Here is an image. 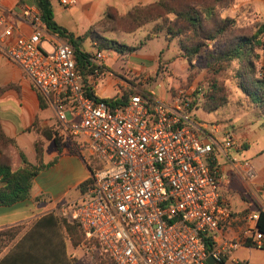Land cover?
I'll list each match as a JSON object with an SVG mask.
<instances>
[{
  "label": "built area",
  "instance_id": "obj_1",
  "mask_svg": "<svg viewBox=\"0 0 264 264\" xmlns=\"http://www.w3.org/2000/svg\"><path fill=\"white\" fill-rule=\"evenodd\" d=\"M60 2L75 6L79 0ZM8 13L0 2V51L49 99L58 136L75 146L90 171L88 190L59 209L79 226L91 260L208 264L210 256L218 263L226 258V246L208 252L207 243L216 242L231 218L219 190L216 152L233 148L232 132L220 139L218 123L198 121L194 95L185 90L170 101L138 93L125 105L89 96L92 83L106 71V52L90 57L92 71L86 77L73 45L47 30L38 9L22 11V20L33 29L29 36L14 37ZM259 215L251 220L255 246L264 249Z\"/></svg>",
  "mask_w": 264,
  "mask_h": 264
},
{
  "label": "crops",
  "instance_id": "obj_2",
  "mask_svg": "<svg viewBox=\"0 0 264 264\" xmlns=\"http://www.w3.org/2000/svg\"><path fill=\"white\" fill-rule=\"evenodd\" d=\"M51 1L57 23L76 37L83 36L93 25L101 21L108 8H115L120 14L125 15L140 2L144 3L142 0H79L75 6H65L61 0ZM56 1H59L58 6ZM0 2L9 10L8 20L15 29L14 37L31 35L33 29L22 20V11L26 7L38 9L34 1L0 0ZM250 2L258 20L264 22V0ZM87 41L91 42L97 52L94 43L90 39L84 43ZM105 52H110L115 60L121 56L113 50ZM124 56V65H128L138 74L144 70L146 61L149 60V55H141L139 49L138 52ZM104 62L106 71L101 78L92 83L93 90L102 99L121 98L125 92L132 89L129 86L133 84L125 80L124 76L107 79L106 59ZM261 64L264 66V52ZM85 75L89 77L90 73ZM112 92L114 95H111ZM130 96L131 94L129 98ZM205 114H208L206 117L210 116V113ZM195 117L200 122L218 123L221 130L217 136L220 139L226 132H232L235 139L233 148L216 152L220 165L219 190L231 209V218L223 223L215 246L227 247L228 264H264V257L255 258L256 253L264 249L255 246L256 231L253 229L255 223L251 220L252 215L264 211V114L244 113L242 116H235L232 113L222 117L220 113L218 117L221 119L209 117L210 120H206L201 118L195 109ZM0 121L6 135L16 142L17 147H12L15 169L22 166L20 151L31 164H39L36 148L38 142L43 148V162L45 165L49 164L34 179L30 199L11 206H0V231L19 225L25 226L0 254L1 260L35 222L48 214L50 209L56 210L70 199L76 198L77 187L90 177V171L73 144L63 141L58 146L54 139L46 137L45 133H50L56 125L54 107L49 99L37 90L24 70L1 51ZM3 186L4 182L0 178V188ZM37 197L47 201L38 204L34 201ZM42 237L43 235H35V239ZM51 237L60 256L65 250L66 261L69 264H94L87 255L75 250L69 239H63L58 233ZM230 242L241 244L235 249H229Z\"/></svg>",
  "mask_w": 264,
  "mask_h": 264
},
{
  "label": "trees",
  "instance_id": "obj_3",
  "mask_svg": "<svg viewBox=\"0 0 264 264\" xmlns=\"http://www.w3.org/2000/svg\"><path fill=\"white\" fill-rule=\"evenodd\" d=\"M33 1L41 13L47 30L51 33H58L73 45L76 50L77 63L82 72L86 74L92 71L90 57H93V53H88L81 48L87 39L94 43L93 46L98 51L113 50L121 55H129L138 50V48L108 37L109 31L130 34L149 23H156V30H160L165 23H169V30L181 38L183 50L189 59L196 57L204 50L209 52L211 49L209 42H214L217 44L214 54L211 56L215 71L214 80H210L207 90L199 88L194 95L192 106L194 107V104L201 102L202 108L206 111H213L222 106V102L219 101L222 98L219 95V90L225 88L221 83V80L223 81L222 73H225L226 69H231L241 90L248 95L258 108L259 113L264 114V75L260 76L261 70H264V66L261 64L264 52V22L257 24L256 31L252 33L233 34L235 29L233 20L218 19L220 16L218 6L227 0H158L149 5H136L125 15L110 7L101 21L93 25L86 34L79 37L57 23L51 0ZM171 14L175 15V19L169 21L168 16ZM132 91L133 89L125 92L121 98L102 99L96 95L93 87H90L87 94L110 105H125L129 101V95L132 94ZM143 94L150 95L147 92ZM41 99L43 100V98ZM45 135L48 139H54L58 146L63 142L55 127ZM12 147H17L16 142L6 135L0 121V178L4 182V186L0 188V206H11L30 199L34 179L49 166L43 162V148L38 142L36 148L39 164H31L26 155L20 151L23 165L15 169ZM91 182L92 180L88 178L79 185L76 189L78 194L88 190ZM34 201L40 204L47 200L37 197ZM54 226L65 228L69 240L75 247L83 240L82 236L81 239L78 237V232L81 234V230L76 223L69 221L65 216L56 217L53 213H49L34 223L32 229L27 231L23 238L0 260V264H50L48 261H52L53 264H69L66 261L65 250L60 256L56 252L54 239L48 233ZM257 228L264 234V211L259 215ZM8 233L11 231H0V254L18 234V232L9 235ZM3 235H5L6 241L2 240ZM35 235H43L45 241L42 242L44 244L38 243L39 245H36ZM60 235L65 239L62 234ZM49 245L55 249H41ZM214 247L215 243L211 241L207 243L208 252H212ZM219 264H228L227 259H222Z\"/></svg>",
  "mask_w": 264,
  "mask_h": 264
},
{
  "label": "rangeland",
  "instance_id": "obj_4",
  "mask_svg": "<svg viewBox=\"0 0 264 264\" xmlns=\"http://www.w3.org/2000/svg\"><path fill=\"white\" fill-rule=\"evenodd\" d=\"M142 1H144V3L140 2L139 5H149L158 0ZM58 5L59 1H56V6ZM218 14L220 15L218 19L233 20L232 22L235 27V32L233 31V34L235 35L252 33L256 31L257 24L260 23L253 11L250 0H227L218 6ZM168 19L169 21L174 20L175 15H169ZM168 24L169 23H165L163 28L156 30V23H149L130 34L119 31H109L107 33L108 37L117 39L123 44L138 48L141 55H149V60L146 61L144 70L138 74L132 68L128 67V65H124V55H121L118 60H115L112 54H109L110 52H106V68L108 69L107 79L111 77V79L122 78V76H124L125 80L133 84V86H129V88L133 89L131 92L133 95L135 93L147 92L151 96L165 101H170L171 98L176 96L181 90L188 91L192 95H195L199 88L207 90L208 83L210 80H214L213 78L215 77L211 56H213L217 44L209 42L211 46L209 52L204 50L196 57L189 59L188 55L183 50L181 38L175 36V34L169 30ZM45 47L48 50H52L48 45H45ZM82 49L88 53H93V55L96 53L89 41L82 45ZM222 74L223 81L221 80V83L225 87L224 90H219V95L222 97L219 101L222 102V106L213 111H206L202 108L201 102L196 105L194 104V109L198 110L199 116L206 120H210V118H219L218 114L220 113H222V117L224 115H231L232 113H234L235 116H242L244 113H259L258 108H256L248 95L239 87L238 80L234 78V72H231V69H226V72ZM262 75H264V70L260 72V76ZM134 86H137V88L135 89ZM99 93H101V91H99ZM111 95H114V93L112 92ZM199 96L202 97V95ZM205 113H210V116L206 117L208 114ZM21 165H23L22 161ZM49 213H53L56 217H64L62 214L63 212L61 213V209L59 208L56 210L50 209L48 211V214ZM24 227V225H21L1 231H11V233H8L9 235L15 232L19 233ZM32 227L29 228V230L32 229ZM48 233H50V235L56 233L62 234L65 239H69L66 229L61 226L52 227ZM81 236L82 234L78 232V237L80 239L83 237ZM2 238L3 241H6L5 235H3ZM38 240L39 242H37ZM42 241H44L43 237L35 239L36 245H39L38 243L44 244ZM83 243L84 237L77 247L74 246L75 250H79L80 253L91 258L89 255L91 252L89 251L88 253L83 249ZM9 244L10 243L7 245ZM79 246H81V248H78ZM46 248L51 249L53 247L49 245L41 249ZM262 257H264V251L256 253L255 258L261 259ZM96 258L97 257H95V261H93L94 264H96ZM48 263L53 264L52 261H48Z\"/></svg>",
  "mask_w": 264,
  "mask_h": 264
},
{
  "label": "water",
  "instance_id": "obj_5",
  "mask_svg": "<svg viewBox=\"0 0 264 264\" xmlns=\"http://www.w3.org/2000/svg\"><path fill=\"white\" fill-rule=\"evenodd\" d=\"M207 263H208V264H219L218 261H217L213 256H210V257L207 259Z\"/></svg>",
  "mask_w": 264,
  "mask_h": 264
}]
</instances>
